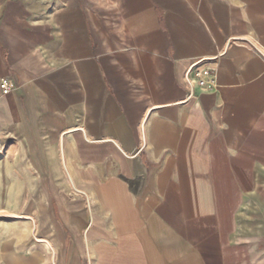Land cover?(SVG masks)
I'll return each instance as SVG.
<instances>
[{"label":"crops","instance_id":"crops-1","mask_svg":"<svg viewBox=\"0 0 264 264\" xmlns=\"http://www.w3.org/2000/svg\"><path fill=\"white\" fill-rule=\"evenodd\" d=\"M2 81L0 264H264V0H0Z\"/></svg>","mask_w":264,"mask_h":264},{"label":"built area","instance_id":"built-area-1","mask_svg":"<svg viewBox=\"0 0 264 264\" xmlns=\"http://www.w3.org/2000/svg\"><path fill=\"white\" fill-rule=\"evenodd\" d=\"M214 60H199L192 64L186 71L184 79L190 89L191 96L194 94L196 88L211 89L216 85V68L207 66V62ZM0 89L3 94H6L12 89V85L8 81H2L0 83Z\"/></svg>","mask_w":264,"mask_h":264},{"label":"rangeland","instance_id":"rangeland-1","mask_svg":"<svg viewBox=\"0 0 264 264\" xmlns=\"http://www.w3.org/2000/svg\"><path fill=\"white\" fill-rule=\"evenodd\" d=\"M44 203H43V199H41L40 200V202H39V207H40V210H43V208H42V205H43ZM10 212H13V211H11V210H9ZM38 211V210H37ZM13 213H15V212H13ZM38 214H39V212H38ZM2 224H9V225H12L14 228H15V230H16V233H17V238L19 237V229L21 228V227H23V228H26V226H27V224L28 223H26V222H23V221H16V220H5V221H0V225H2ZM30 238V236H25L24 237V241L26 240V239H29ZM6 239H9V240H12L13 239V231L12 230H10V231H8V233L5 235V236H3V240H6ZM36 252H41L40 254H41V256H42V260H46V262H45V264H48V261H49V259L51 258V251L49 250V249H47L46 251L45 250H43V249H39V248H37L36 249Z\"/></svg>","mask_w":264,"mask_h":264},{"label":"bare ground","instance_id":"bare-ground-1","mask_svg":"<svg viewBox=\"0 0 264 264\" xmlns=\"http://www.w3.org/2000/svg\"><path fill=\"white\" fill-rule=\"evenodd\" d=\"M36 239L39 241H48L47 239H44L41 235L40 236L36 235Z\"/></svg>","mask_w":264,"mask_h":264}]
</instances>
